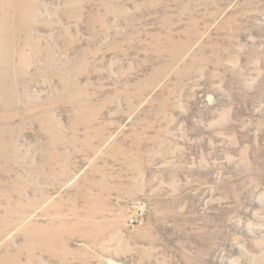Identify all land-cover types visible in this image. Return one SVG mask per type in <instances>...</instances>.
Segmentation results:
<instances>
[{
	"label": "rangeland",
	"instance_id": "374dc122",
	"mask_svg": "<svg viewBox=\"0 0 264 264\" xmlns=\"http://www.w3.org/2000/svg\"><path fill=\"white\" fill-rule=\"evenodd\" d=\"M0 264H264V0H0Z\"/></svg>",
	"mask_w": 264,
	"mask_h": 264
}]
</instances>
